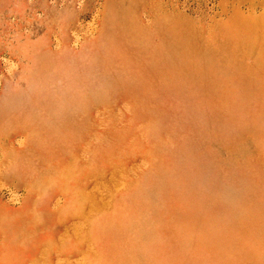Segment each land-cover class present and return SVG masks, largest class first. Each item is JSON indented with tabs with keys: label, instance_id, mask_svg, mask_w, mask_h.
<instances>
[{
	"label": "rangeland",
	"instance_id": "obj_1",
	"mask_svg": "<svg viewBox=\"0 0 264 264\" xmlns=\"http://www.w3.org/2000/svg\"><path fill=\"white\" fill-rule=\"evenodd\" d=\"M0 264H264V0H0Z\"/></svg>",
	"mask_w": 264,
	"mask_h": 264
}]
</instances>
